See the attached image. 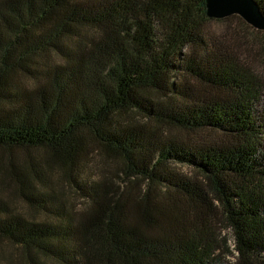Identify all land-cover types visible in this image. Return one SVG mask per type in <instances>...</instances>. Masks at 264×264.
<instances>
[{
    "label": "trees",
    "instance_id": "16d2710c",
    "mask_svg": "<svg viewBox=\"0 0 264 264\" xmlns=\"http://www.w3.org/2000/svg\"><path fill=\"white\" fill-rule=\"evenodd\" d=\"M206 9L0 0V190L50 217L0 205V241L34 264H264V31L235 16L210 34L231 17Z\"/></svg>",
    "mask_w": 264,
    "mask_h": 264
},
{
    "label": "rangeland",
    "instance_id": "374dc122",
    "mask_svg": "<svg viewBox=\"0 0 264 264\" xmlns=\"http://www.w3.org/2000/svg\"><path fill=\"white\" fill-rule=\"evenodd\" d=\"M235 16H239L237 14L231 15V19L227 21H211L207 24L206 26V31L210 34L216 35V36H223L225 31L227 30V26L229 24L228 21H236L234 18ZM242 18L241 16H239ZM243 19V18H242ZM244 20V19H243ZM264 31V30H262ZM245 45L244 44H239V47L237 48H243ZM258 45L252 44L251 48H249V56H252L254 52H256ZM255 64L259 68V70L263 74L264 78V64H261L259 60L255 59ZM257 113L259 115V121H262V124L264 126V91H263V96L262 99L257 106ZM264 145V142H263ZM13 156L11 157L10 155L5 154L4 159L9 157V159L13 160L14 163L19 166L22 164L24 159L28 158V154L23 153L21 150L13 151L11 153ZM35 154V153H33ZM96 156L92 155L91 157V162L89 164V169H88V176L91 177V175L94 174L95 177H98L99 173L95 172L90 175L91 171V163L92 160H95ZM7 161V159H6ZM185 171H189L187 167L182 168ZM6 172L3 171L2 173L4 174ZM2 175V174H1ZM4 176V175H3ZM63 192H64V199H65V207L66 208H71L72 210L79 211L81 210L85 203L86 200L82 197L80 193H75L73 190V187L66 181L64 180L62 183L59 185ZM13 188L10 187L5 190H0V205L5 206L7 205L8 207L10 206L11 208H14L17 211L23 212L27 217H31L35 220H43V219H50L49 216L44 214V211L42 208L37 207V210L35 207L30 205L29 203H24L23 200L20 198L19 195H15L12 193ZM51 210L53 212H63V210L56 204H53L50 206ZM50 216L53 214L48 212ZM226 234V233H225ZM227 239H228V246L231 245V248L233 247V237L232 234H226ZM230 248V249H231ZM222 255L224 256V259L221 260L222 264H232L231 261V256L226 250H222ZM31 257L35 259V255L31 253ZM44 264H61L59 262H51V261H44ZM0 264H34L30 261L28 254H26L25 250L21 246H17L11 242L8 241H0Z\"/></svg>",
    "mask_w": 264,
    "mask_h": 264
},
{
    "label": "water",
    "instance_id": "95a60500",
    "mask_svg": "<svg viewBox=\"0 0 264 264\" xmlns=\"http://www.w3.org/2000/svg\"><path fill=\"white\" fill-rule=\"evenodd\" d=\"M206 8L210 18L237 14L254 28L264 30V14L255 0H206Z\"/></svg>",
    "mask_w": 264,
    "mask_h": 264
}]
</instances>
